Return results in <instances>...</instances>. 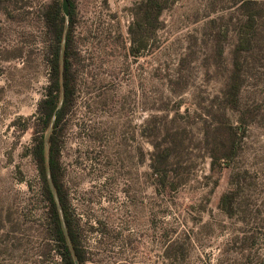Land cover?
<instances>
[{"label": "rangeland", "instance_id": "374dc122", "mask_svg": "<svg viewBox=\"0 0 264 264\" xmlns=\"http://www.w3.org/2000/svg\"><path fill=\"white\" fill-rule=\"evenodd\" d=\"M55 1L0 0V264H64L52 134L86 264H264V0H59L71 100L43 132Z\"/></svg>", "mask_w": 264, "mask_h": 264}, {"label": "trees", "instance_id": "16d2710c", "mask_svg": "<svg viewBox=\"0 0 264 264\" xmlns=\"http://www.w3.org/2000/svg\"><path fill=\"white\" fill-rule=\"evenodd\" d=\"M152 2V0H149ZM47 11V21L50 27L51 33L54 35L55 46L53 49V59L51 60V66L54 73L52 86L48 92L44 95L39 104V120L42 122L38 131H46L53 127L55 130L58 128L66 115L70 104V62H69V47L71 45L70 39L67 40V47L64 48L63 56L61 50L62 41L66 40L65 29V17L63 15L62 7L59 0L50 7ZM163 7H158V15L162 12ZM236 79V77H235ZM234 85V86H233ZM231 88L233 91L238 90L239 84L235 82ZM63 94V99L60 102V96ZM49 150L46 152V145L44 137L38 141L35 145V154L39 158L40 162L46 164V158H48V166L46 170H49V174L52 178V183L56 192L59 195V205L56 202L54 190L50 185L47 186L49 200L51 202L52 219L55 224L56 233L58 235V241L62 247L61 256L64 260V264H86V257L80 250L76 235L74 234V227L72 220L68 213V208L64 203L62 197V188L58 180V160L56 157L57 141L56 135L52 134L49 137ZM45 170V174H46ZM44 172V171H43ZM48 185V184H47ZM61 210V211H60Z\"/></svg>", "mask_w": 264, "mask_h": 264}, {"label": "water", "instance_id": "95a60500", "mask_svg": "<svg viewBox=\"0 0 264 264\" xmlns=\"http://www.w3.org/2000/svg\"><path fill=\"white\" fill-rule=\"evenodd\" d=\"M63 11L66 15H69V1L68 0H63Z\"/></svg>", "mask_w": 264, "mask_h": 264}]
</instances>
